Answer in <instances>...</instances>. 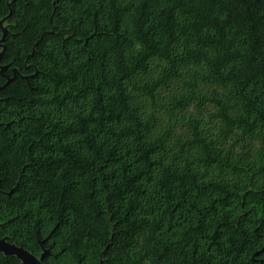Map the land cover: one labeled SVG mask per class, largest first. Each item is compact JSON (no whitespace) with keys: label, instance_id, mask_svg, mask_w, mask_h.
Returning a JSON list of instances; mask_svg holds the SVG:
<instances>
[{"label":"trees","instance_id":"16d2710c","mask_svg":"<svg viewBox=\"0 0 264 264\" xmlns=\"http://www.w3.org/2000/svg\"><path fill=\"white\" fill-rule=\"evenodd\" d=\"M4 36L0 238L44 264H264V0H0ZM177 83L216 135L163 122Z\"/></svg>","mask_w":264,"mask_h":264},{"label":"rangeland","instance_id":"374dc122","mask_svg":"<svg viewBox=\"0 0 264 264\" xmlns=\"http://www.w3.org/2000/svg\"><path fill=\"white\" fill-rule=\"evenodd\" d=\"M2 52V44L0 41V53ZM185 93L184 85L181 83H177L173 92L168 94L162 93V99L159 101L160 110L163 117V122L167 123L171 119L172 111L176 116L180 118L194 116L199 118L201 121L203 129L211 135H216L218 133L219 122L212 118V114L214 113L215 109L210 104L204 105L202 108L199 109L198 102L192 103L191 107L188 109L186 113L182 115V112L179 111V108H174V97L176 96L179 99ZM175 132L177 135H182L184 139L187 138L189 135V130L187 128H181L180 126L176 127ZM238 151H242L241 146L236 148ZM259 149V144L256 143L254 146V152Z\"/></svg>","mask_w":264,"mask_h":264},{"label":"water","instance_id":"95a60500","mask_svg":"<svg viewBox=\"0 0 264 264\" xmlns=\"http://www.w3.org/2000/svg\"><path fill=\"white\" fill-rule=\"evenodd\" d=\"M6 35V31H5ZM5 39H2L1 44ZM2 52L0 53L1 56ZM0 252L4 253L7 256L14 255L18 259L21 260L22 264H44V258L47 253L45 251L40 257L34 255L33 253L29 252L25 249L22 245H17L15 243H11L7 240V238H0Z\"/></svg>","mask_w":264,"mask_h":264}]
</instances>
